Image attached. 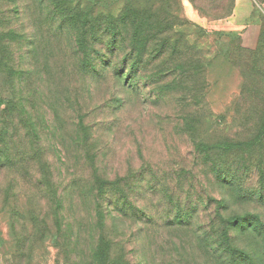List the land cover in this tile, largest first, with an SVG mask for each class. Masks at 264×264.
Segmentation results:
<instances>
[{
  "label": "rangeland",
  "instance_id": "rangeland-1",
  "mask_svg": "<svg viewBox=\"0 0 264 264\" xmlns=\"http://www.w3.org/2000/svg\"><path fill=\"white\" fill-rule=\"evenodd\" d=\"M263 3L179 0L186 24L154 37L156 46L143 35L145 57L167 39L165 54L141 69L118 54L103 77L81 76L53 34L31 55L17 30L0 40V98L8 99L0 100V264H264ZM150 73L149 88L126 87L129 74ZM62 84L80 103L74 115L88 124L101 175L143 171L146 184L135 183L129 198L136 217L103 207L102 225L66 188L85 173L61 157ZM152 89L165 97L153 109L141 98ZM254 138L261 143L247 154L200 149ZM216 169L230 172L231 185Z\"/></svg>",
  "mask_w": 264,
  "mask_h": 264
},
{
  "label": "trees",
  "instance_id": "trees-1",
  "mask_svg": "<svg viewBox=\"0 0 264 264\" xmlns=\"http://www.w3.org/2000/svg\"><path fill=\"white\" fill-rule=\"evenodd\" d=\"M230 14L229 11L226 15H217L212 19L218 20ZM176 22L186 24L182 18L179 0H0V40L16 35L15 30H17L23 33L21 42L27 37V45L31 50L26 54L31 55L43 37L53 34L60 39V56L72 59L74 61L73 68L81 76L100 75L103 77L102 73L108 59L115 58L118 54L122 55L126 65L132 61L137 68L150 67V64L160 54H165L164 52L170 47V42L164 39L165 42L159 45V50L155 53V50L151 49V54H154L149 59L144 56L147 44L143 40V35L152 33L150 45L156 46L153 38L174 34ZM149 28H151V32L147 31ZM0 47L2 46L0 45ZM99 59L104 60V64L98 71ZM0 62L4 67L0 70V75L3 76L6 63L1 59ZM126 69L121 77L124 72L126 73ZM151 75L150 73L149 76L135 79L133 74H129L125 85L135 91H140L141 84L149 88L154 84L152 83L154 76ZM0 80L2 79L0 78ZM137 95L139 94L137 93ZM1 96L3 97V94ZM141 98L143 103L148 100L152 109L153 106H160L165 101L161 92L154 89L141 95ZM0 100L8 102L6 98H0ZM79 108L80 103L71 93L68 84H62L60 86V118L63 119L65 129L64 125L60 123V145L63 149L61 157H66L65 160L72 163L74 169L85 173L82 178L84 181L74 175L72 180L67 178L69 182L66 188L70 189L71 194L83 203L87 201L90 204L91 215L102 225L104 224L102 222L104 211H101L103 207L105 210L112 208L111 211L115 214L136 217V213L138 214L140 211L132 201H129V198L136 191L134 190L135 183L142 184L139 185V189L146 184V178H142L140 174L143 171L118 177L113 181H109L105 174L101 175L96 166V155L92 148L90 149L89 143L92 137L88 135V124L83 122L81 117L84 118V116L74 115L78 113ZM69 109L75 110L69 112ZM150 117L153 118V116ZM70 121L73 122V125L68 128ZM195 121H193L195 125L192 129L197 127ZM250 141L225 144L214 141L207 145L200 144V149L210 156L219 152L227 154L235 148L242 149L239 153L247 154L248 151H252L261 143L258 138ZM68 151L71 152L68 153ZM69 170L74 172L70 167ZM216 173L219 181L231 185L230 172L216 169ZM153 189L154 187L148 190L152 193ZM138 197L135 196V198ZM238 197L243 199L248 195L240 194ZM61 207L60 200V209ZM255 219H252L250 224L255 223ZM256 221L258 220L256 219Z\"/></svg>",
  "mask_w": 264,
  "mask_h": 264
},
{
  "label": "crops",
  "instance_id": "crops-1",
  "mask_svg": "<svg viewBox=\"0 0 264 264\" xmlns=\"http://www.w3.org/2000/svg\"><path fill=\"white\" fill-rule=\"evenodd\" d=\"M245 1H246V0H245ZM245 4L248 5V9H249V7H251V5L249 6V4H248L247 2H246ZM239 8H240V7H239ZM262 8H263V10H264V3L262 4ZM238 10H240V9H238ZM238 10H237V11H238ZM237 11H236V12H237ZM234 14H235V13H234ZM245 19H247V17H246ZM241 23H244V20H242Z\"/></svg>",
  "mask_w": 264,
  "mask_h": 264
}]
</instances>
